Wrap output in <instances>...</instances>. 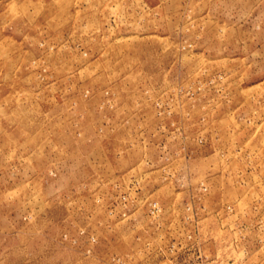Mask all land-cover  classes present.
Segmentation results:
<instances>
[{
    "label": "rangeland",
    "instance_id": "obj_1",
    "mask_svg": "<svg viewBox=\"0 0 264 264\" xmlns=\"http://www.w3.org/2000/svg\"><path fill=\"white\" fill-rule=\"evenodd\" d=\"M198 197L264 264V0H0V264H155Z\"/></svg>",
    "mask_w": 264,
    "mask_h": 264
},
{
    "label": "built area",
    "instance_id": "obj_2",
    "mask_svg": "<svg viewBox=\"0 0 264 264\" xmlns=\"http://www.w3.org/2000/svg\"><path fill=\"white\" fill-rule=\"evenodd\" d=\"M206 189L205 187L203 188ZM124 198V196L122 197ZM196 207L192 210V218H193V238L190 235L188 240L186 239L185 242H180L178 240H171L165 246H159V254L161 256L157 260L155 264H162L163 262L171 263V264H181L185 262V264H242L244 259L247 256V251L245 247H241L238 241L235 238H231L230 240H226V244H217L216 238L214 241L215 249L211 252H206L204 247L207 245L208 241H212L211 235L204 237L201 236L200 232L205 227L206 219L212 220H221V215L226 214L234 215L236 211L232 210L230 206H227L223 209V212L220 210H209L207 209L202 203L200 198L196 199ZM164 214V210L158 204V202L153 201L149 206V215L150 217L159 224V220L162 218ZM210 215V217H205ZM218 225V224H217ZM230 224H227V227H230ZM212 227V224H207V228ZM186 251H192V260L187 261L188 257L185 259L184 254ZM171 253L167 256V253ZM138 264V263H136ZM141 264V263H139Z\"/></svg>",
    "mask_w": 264,
    "mask_h": 264
}]
</instances>
